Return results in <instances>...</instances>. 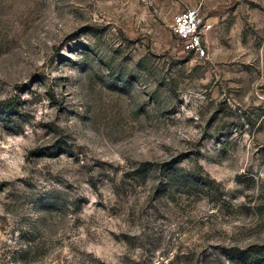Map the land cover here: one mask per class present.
Masks as SVG:
<instances>
[{"label":"rangeland","instance_id":"obj_1","mask_svg":"<svg viewBox=\"0 0 264 264\" xmlns=\"http://www.w3.org/2000/svg\"><path fill=\"white\" fill-rule=\"evenodd\" d=\"M0 264H264V0H0Z\"/></svg>","mask_w":264,"mask_h":264},{"label":"built area","instance_id":"obj_2","mask_svg":"<svg viewBox=\"0 0 264 264\" xmlns=\"http://www.w3.org/2000/svg\"><path fill=\"white\" fill-rule=\"evenodd\" d=\"M212 28L213 25L202 15L200 9L192 8L174 18L171 31L180 39L184 52L205 57L207 49L204 40Z\"/></svg>","mask_w":264,"mask_h":264},{"label":"trees","instance_id":"obj_3","mask_svg":"<svg viewBox=\"0 0 264 264\" xmlns=\"http://www.w3.org/2000/svg\"><path fill=\"white\" fill-rule=\"evenodd\" d=\"M6 112H11V108L10 107H8V108H6Z\"/></svg>","mask_w":264,"mask_h":264}]
</instances>
